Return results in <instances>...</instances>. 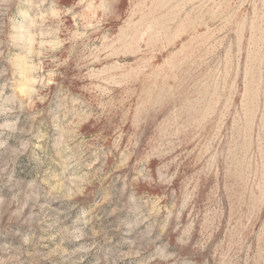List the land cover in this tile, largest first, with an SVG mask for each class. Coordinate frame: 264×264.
Returning <instances> with one entry per match:
<instances>
[{
	"label": "rangeland",
	"instance_id": "rangeland-1",
	"mask_svg": "<svg viewBox=\"0 0 264 264\" xmlns=\"http://www.w3.org/2000/svg\"><path fill=\"white\" fill-rule=\"evenodd\" d=\"M0 264H264V0H0Z\"/></svg>",
	"mask_w": 264,
	"mask_h": 264
}]
</instances>
